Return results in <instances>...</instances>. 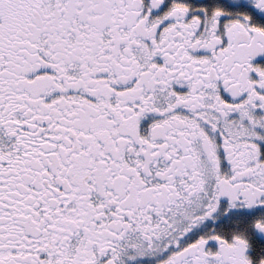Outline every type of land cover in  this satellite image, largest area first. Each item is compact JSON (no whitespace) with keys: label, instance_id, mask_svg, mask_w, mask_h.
<instances>
[{"label":"snow or ice","instance_id":"obj_1","mask_svg":"<svg viewBox=\"0 0 264 264\" xmlns=\"http://www.w3.org/2000/svg\"><path fill=\"white\" fill-rule=\"evenodd\" d=\"M0 264H264V0H0Z\"/></svg>","mask_w":264,"mask_h":264}]
</instances>
